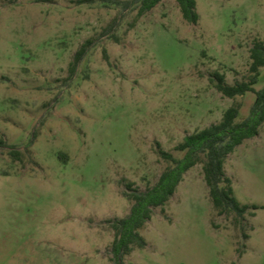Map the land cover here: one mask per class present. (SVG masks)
<instances>
[{"label": "rangeland", "instance_id": "rangeland-1", "mask_svg": "<svg viewBox=\"0 0 264 264\" xmlns=\"http://www.w3.org/2000/svg\"><path fill=\"white\" fill-rule=\"evenodd\" d=\"M197 1L194 24L177 0L139 19L101 0H0V138L24 154L0 147V264H113L110 220L131 211L127 182L145 190L169 165L158 144L180 157L185 136L235 102L238 120L249 115L254 93L226 97L210 77H247L264 0ZM226 171L238 199L258 206L244 227L218 213L199 163L126 261L264 264V125Z\"/></svg>", "mask_w": 264, "mask_h": 264}, {"label": "trees", "instance_id": "trees-1", "mask_svg": "<svg viewBox=\"0 0 264 264\" xmlns=\"http://www.w3.org/2000/svg\"><path fill=\"white\" fill-rule=\"evenodd\" d=\"M94 1V0H83ZM122 7L124 11H137V19L153 10L163 0H101ZM184 19L189 23L197 24L200 21L197 0H177ZM137 20H135L136 22ZM134 22V23H135ZM84 45L75 55L72 63L73 73L84 56L87 48ZM251 65L249 74L243 80L231 84L226 75L220 71L211 74L210 81L226 97L237 98L249 92L255 94L249 115L238 120L242 105L235 102L223 114L222 119L201 130L185 136L184 140L176 146L182 156L166 151L158 144L160 156L169 162L162 172L159 180L140 190L133 182L126 183L125 195L133 201L131 211L124 217L110 220L115 238L111 246V261L113 264H134L126 261L136 248H145L147 239L142 230L151 220L157 207L166 205L177 192L185 174L199 163L203 164L205 181L210 190V196L218 213L232 216L235 223L244 227L245 215L256 205L243 204L235 193L232 178L227 174L226 162L231 153L246 140L258 136L264 125V86L257 89L262 68H264V40L255 39L250 49ZM36 136V134H35ZM0 147L8 148L15 160L23 161V152L16 146L0 138ZM255 216L254 211L250 212Z\"/></svg>", "mask_w": 264, "mask_h": 264}]
</instances>
